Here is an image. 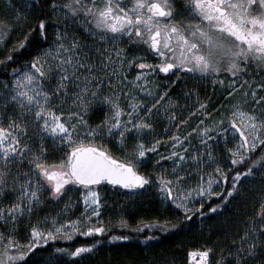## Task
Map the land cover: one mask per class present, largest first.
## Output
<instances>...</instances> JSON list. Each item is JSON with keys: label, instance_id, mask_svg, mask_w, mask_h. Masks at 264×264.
Wrapping results in <instances>:
<instances>
[{"label": "snow or ice", "instance_id": "6c2138e0", "mask_svg": "<svg viewBox=\"0 0 264 264\" xmlns=\"http://www.w3.org/2000/svg\"><path fill=\"white\" fill-rule=\"evenodd\" d=\"M120 190L170 213L138 233L219 220L190 264H264V0H0V264H77L102 241L40 254Z\"/></svg>", "mask_w": 264, "mask_h": 264}, {"label": "trees", "instance_id": "16d2710c", "mask_svg": "<svg viewBox=\"0 0 264 264\" xmlns=\"http://www.w3.org/2000/svg\"><path fill=\"white\" fill-rule=\"evenodd\" d=\"M33 24L35 21H31ZM51 28L49 35H51ZM19 33L10 38L9 43L14 41ZM35 43H40L36 40ZM31 51V48L29 49ZM109 187V186H108ZM110 188V187H109ZM107 204L104 208L103 218L105 221L112 220L110 230L99 237H82L76 236L71 241H54L50 242L51 246L46 252L40 255L46 256L52 251L53 247H69L73 248L85 243H92L94 239H100L102 242L96 247L92 253H86L81 258H77V264H142L144 257L149 256L158 258L160 256L176 257L177 264H184L187 252L191 249L200 248L205 240L209 239L207 224H218L217 221H207L203 231L194 218L190 222V228L183 231L162 234L155 230L149 232H135L134 229L140 219L147 222L153 216L170 215L157 202H150L148 197L133 196L128 197L125 191H108L106 194ZM123 215L127 221L128 227L123 228L119 223V217ZM215 229H213V232ZM128 235L129 240L126 241H110L108 237L111 235ZM156 235L158 238L145 245L143 237L145 235ZM69 260L68 257H64ZM69 264L71 262L69 261Z\"/></svg>", "mask_w": 264, "mask_h": 264}, {"label": "flooded vegetation", "instance_id": "af4514ba", "mask_svg": "<svg viewBox=\"0 0 264 264\" xmlns=\"http://www.w3.org/2000/svg\"><path fill=\"white\" fill-rule=\"evenodd\" d=\"M197 249V248H196ZM191 250H194V249H191ZM188 253V252H187ZM180 264V263H179ZM184 264H190L189 260H188V255L186 256V260H185V263Z\"/></svg>", "mask_w": 264, "mask_h": 264}, {"label": "rangeland", "instance_id": "374dc122", "mask_svg": "<svg viewBox=\"0 0 264 264\" xmlns=\"http://www.w3.org/2000/svg\"><path fill=\"white\" fill-rule=\"evenodd\" d=\"M209 92H211V89H209ZM82 237H84V236H82ZM58 241H64V240H58Z\"/></svg>", "mask_w": 264, "mask_h": 264}, {"label": "water", "instance_id": "95a60500", "mask_svg": "<svg viewBox=\"0 0 264 264\" xmlns=\"http://www.w3.org/2000/svg\"><path fill=\"white\" fill-rule=\"evenodd\" d=\"M109 187H111V186H109ZM122 191H124V190H122Z\"/></svg>", "mask_w": 264, "mask_h": 264}]
</instances>
